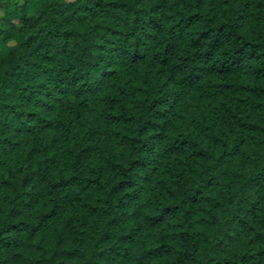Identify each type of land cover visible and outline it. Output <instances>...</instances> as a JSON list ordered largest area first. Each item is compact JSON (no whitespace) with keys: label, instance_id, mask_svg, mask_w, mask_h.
Here are the masks:
<instances>
[{"label":"clouds","instance_id":"obj_1","mask_svg":"<svg viewBox=\"0 0 264 264\" xmlns=\"http://www.w3.org/2000/svg\"><path fill=\"white\" fill-rule=\"evenodd\" d=\"M0 264H264V0H0Z\"/></svg>","mask_w":264,"mask_h":264}]
</instances>
